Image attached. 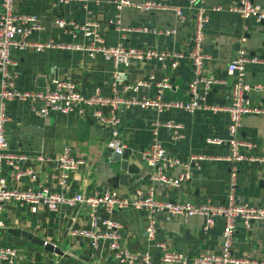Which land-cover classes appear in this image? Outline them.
Returning <instances> with one entry per match:
<instances>
[{"label":"crops","instance_id":"1","mask_svg":"<svg viewBox=\"0 0 264 264\" xmlns=\"http://www.w3.org/2000/svg\"><path fill=\"white\" fill-rule=\"evenodd\" d=\"M113 0H86L81 4L52 6L51 0H14V11L33 14L41 26L30 35L32 40L53 39L62 43L83 45L78 32L72 36L68 31H60L53 24L54 18H64L76 22L91 19L96 31L105 44H122L125 48L150 49L157 52H181L190 50V35L193 31L192 9L187 0H152L164 9L138 10L130 4L119 11V27L114 20ZM233 0H202L207 10V23L203 29L200 52L210 58L199 73L200 78L210 76L221 81L205 95L208 102L224 104L228 101L232 76L225 72L226 64L233 60L239 50L246 55L264 57V22L240 19L235 13L226 11ZM264 6V0H254ZM219 6V11L210 8ZM169 7H179L182 21L174 17ZM164 29H171L169 35ZM158 32V33H154ZM237 45L239 47L237 48ZM10 56L15 65L11 67L13 81L18 89L38 90L52 84L54 80L72 81L84 96H90L98 88L108 95L111 88L110 66L98 55L89 56L85 51L50 50L41 53L32 50L10 48ZM244 79L251 85H260V90L250 89L245 98L251 106L264 108V66L260 64L244 67ZM193 71L188 60L179 59L174 68L163 59H132L125 68L124 84L152 79L146 87L134 93L139 97H151L156 93L155 82L166 78L169 88L162 90V99L185 103L188 100L187 83ZM116 87H120L117 85ZM198 87L202 90V84ZM129 92L121 97L132 96ZM36 105H39L36 102ZM84 118L77 114H49L33 116L25 102L12 101L8 107V121L5 125L6 151L25 156L20 171L29 174L10 177L9 184L15 188L42 185L57 189L64 195L80 193L84 196L100 193L112 188L118 193L129 195L135 189L145 192L152 188L157 200L170 204L190 201L192 203H222L228 179L229 165L213 159L229 155L223 138L226 136L227 115L196 111L188 113L182 108L170 107L158 113L153 109H135L119 105L116 117L119 120L118 138L128 151L127 164L133 163L137 173H121L118 164L107 156L105 131L90 115V109H83ZM173 120L183 126L184 137L171 140L164 129L157 131V139L168 157L176 162L167 169H153L147 178V169L140 164L138 153L150 143V125L153 121ZM239 136L253 143L255 147L244 150L255 154L256 162H233L236 168L234 196L240 203L264 208V115L245 114L240 118ZM215 138L220 143L208 142ZM126 151V152H127ZM70 153L83 159V165L69 173L64 185H58L56 165H39L32 158L35 154L58 156ZM202 157L186 167L189 178L179 186L151 183L153 174L174 179L184 170L189 155ZM133 155L135 160H131ZM137 157V159H136ZM151 169L153 165L145 163ZM9 168L3 166L4 174ZM155 238L162 240L170 249L183 253L186 261L199 254L216 252L220 240L222 222L216 219L207 230H202V216L175 215L163 220L156 216ZM110 221L119 227L117 243L129 251L148 249L152 254V264H161L157 252L144 235L146 217L143 211L125 208L113 212ZM68 221H70L68 223ZM0 246L13 248L16 258L13 264H118L109 252L102 248L96 252L88 244L72 236V230H82L88 226L85 208L80 204L71 207L60 206L54 211L45 209L42 203L20 204L8 202L0 210ZM114 229V228H113ZM42 241H47L42 245ZM52 248L60 251L55 253ZM231 254L247 259L250 264H264V225L253 221L243 227L237 221L232 233ZM185 261V263H186Z\"/></svg>","mask_w":264,"mask_h":264},{"label":"built area","instance_id":"2","mask_svg":"<svg viewBox=\"0 0 264 264\" xmlns=\"http://www.w3.org/2000/svg\"><path fill=\"white\" fill-rule=\"evenodd\" d=\"M86 0H51V4L57 7L62 4L77 3L84 7ZM115 11L114 20L111 21L121 31L126 28L119 27L118 18L121 8L130 4L129 0H113L111 2ZM138 10L164 9L158 2L152 0H141L132 3ZM14 0H0V210L8 202L36 205L42 203L46 210L54 211L60 206L71 207L80 204L85 208L88 226L82 230H72L71 235L77 236L85 241L88 246L98 252L106 249L112 259L118 264H152V254L148 249L141 251H129L120 248L117 243L118 225L110 221L109 216L121 209L130 208L143 211L146 217L144 235L148 243L158 254L161 264H185L186 256L178 251L170 249L162 240L155 238L157 228L156 216H162L167 220L175 215L202 216V230L211 227L216 219H220V240L216 252L199 254L194 257L191 264H250L247 259L236 258L231 254L232 233L235 224L239 221L243 227L256 221L264 225V208L259 206L240 203L234 196L236 168L233 162H256L260 158L255 154H246L244 150L251 151L255 145L242 140L239 136L240 118L245 114H263L264 108L251 106L245 98L247 92L260 90V85H251L244 79V67L247 64H260L264 66V57L249 56L239 50L235 58L226 64L225 72L232 76L233 83L230 87L228 101L224 104L208 102L206 93L221 81L210 76L200 78L201 67L207 63L209 56L200 52L203 39V29L207 23V8L202 5V0H187V5L192 9L193 31L190 35L191 48L186 53L181 52H157L150 49L125 48L122 44L108 45L103 42L96 31V24L91 19L82 22L54 18L53 24L60 31H68L75 35L78 32L83 39V45L76 43H62L53 39L32 40L30 35L38 32L41 28L39 21L33 14L18 13L13 8ZM177 21H182V12L179 7H169ZM219 11L221 7L210 8ZM226 11L235 13L240 19H253L256 23L264 22V6L254 0H233ZM173 31L164 29L163 34L169 35ZM158 33V32H154ZM32 50L37 53L60 50V51H85L89 56H100L110 66L111 88L108 95L103 94L96 88L93 93L84 97L76 85L69 80H54L52 84L38 90H23L16 88L13 81L11 67L15 65L9 50ZM185 58L189 61L193 76L187 83L188 100L185 103L168 101L162 99V90L170 85L166 78L155 82L156 93L151 97H139L134 95L140 87H146L152 79L137 81L134 84H124L125 68L129 66L132 59H156L169 61V66L174 68L179 59ZM201 82L202 90L198 84ZM120 85V87H116ZM129 92L132 96L121 97L120 93ZM12 101L25 102L33 116L44 117L49 114H77L84 118L83 109H90V115L97 124L105 131V146L112 153H120L125 145L118 138L119 120L116 117V109L119 105L123 107H134L135 109H153L160 113L170 107L182 108L188 113L201 111L210 114L224 113L227 115L226 136L229 155L216 156L213 159L223 161L229 165L227 186L224 202L222 203H192L182 201L170 204L154 198L152 188L148 187L145 192L138 189L132 194L124 195L112 188H105L100 193L84 196L74 193L71 196L64 195L57 189L36 185L35 187L15 188L9 184L10 177L29 174L30 171L22 172L19 167L26 159L24 155L6 151L5 125L8 121V107ZM36 102L39 105H36ZM164 129L171 140H179L184 137L183 126L178 121L164 120L153 121L149 133L151 140L145 149L139 151L141 161L150 165L157 164L158 169H167L176 161L168 157L164 148L157 139V131ZM222 139L215 138L208 142L220 143ZM202 157L189 155L184 164V170L171 179L153 174L151 183L179 186L189 178L186 167ZM39 165L54 164L58 170V185H64L69 173L83 165V159L74 157L70 153H62L53 156L37 153L32 158ZM3 166L9 168L8 174L3 172ZM160 221V220H159ZM1 226V222H0ZM114 228V229H113ZM47 241H42L45 245ZM16 252L10 247L0 246V264H13ZM58 264V263H52Z\"/></svg>","mask_w":264,"mask_h":264},{"label":"water","instance_id":"3","mask_svg":"<svg viewBox=\"0 0 264 264\" xmlns=\"http://www.w3.org/2000/svg\"><path fill=\"white\" fill-rule=\"evenodd\" d=\"M239 47V45H237V48ZM127 151V150H126ZM125 149L122 150L120 153H112L109 149H107V156L114 162H116L118 164V169L121 171V173H125L127 175L126 178L129 176V175H132V174H135L137 173V167L133 164V163H130V164H127V157H128V151L126 152ZM129 158L131 160H135V157L133 155H129ZM137 159V157H136ZM140 164L145 168L147 169V178L149 177V174L150 172L153 170V169H156L157 168V164H154L151 169L149 167H147L145 165V162L144 161H140ZM70 221H68L69 223ZM52 250L57 253V254H60V251L56 248H52ZM185 264H191V261L190 260H187Z\"/></svg>","mask_w":264,"mask_h":264}]
</instances>
